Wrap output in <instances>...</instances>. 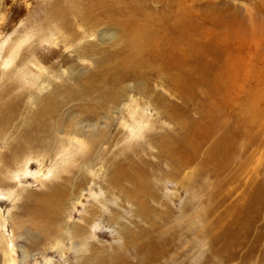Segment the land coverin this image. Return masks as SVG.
<instances>
[{"label": "bare ground", "instance_id": "bare-ground-1", "mask_svg": "<svg viewBox=\"0 0 264 264\" xmlns=\"http://www.w3.org/2000/svg\"><path fill=\"white\" fill-rule=\"evenodd\" d=\"M172 2L175 8L166 10ZM183 2L51 0L41 5V10L46 11L42 16L46 31L36 34L31 27L26 32L27 27L14 36L12 32L0 33V188L16 186L24 180L29 171V167L24 166L30 157H34L33 153L26 152L36 147L51 156H64V160L71 156L82 160V167L73 171V177L71 173L64 175L63 171L59 177L53 175L58 178L57 183L41 197L48 201L47 204L31 207L29 203L32 201L28 199L24 203L25 215L39 221L38 230L42 235L16 221L17 214H12L10 219L0 216L2 235L8 241L7 248L1 252V264H27L30 259H35L37 264V253H31L30 249L40 250L38 245L43 243V239L39 236H66L70 222L64 219L67 213L63 208L72 191L80 190L90 180L84 169L85 165L92 167L89 152L94 151L97 156L104 157L109 147L114 149L119 145L125 134L121 125L123 104L129 103L126 101H131L128 106L135 109L132 125L139 123L136 95L146 99L145 105L151 106L152 111L156 110L162 119L175 123L177 132L162 127L164 132L160 138L154 134L148 138L150 143L158 139L159 152L166 159L174 156L179 168L188 165L191 160L188 156L201 151L203 141L217 131L212 128L224 127L227 130L223 134L218 132L219 136L215 134L212 138L217 137L206 151L207 161L214 162L213 171L217 173L230 158V153L224 152L231 144V135L252 122L259 125L256 113L261 104L264 108V74L259 73L258 77L243 75L242 79L246 78L250 84L241 90L238 84L241 74L234 71L235 61L220 47L224 37L214 34L212 37L208 34L213 33L210 28H204L207 34L202 36L196 15L194 17L187 1L184 5ZM209 14L213 19L216 13ZM4 18L2 15V20ZM57 41L69 46L70 54H59L55 48L44 51L46 47L42 42L50 46L59 44ZM58 54L65 75L56 68L57 61L52 60ZM214 62H222V70L213 68ZM195 63L201 64L200 68L192 69L191 65ZM194 73L197 74L192 75ZM158 78L174 90L173 94L181 105H174L165 93L152 91ZM239 94L245 95L246 99H239ZM220 105L230 107L229 123L220 114ZM190 109L195 110L196 117H178L179 113ZM115 155L106 169L99 161V168L106 171L107 180L121 193L122 190H137L138 185L133 178L138 171L137 165L130 163L128 170L123 169L121 149ZM40 171L36 178L44 177L50 170L44 174ZM10 178L17 182H11ZM123 181L130 182L132 187H125ZM5 195L11 196L12 193L9 191ZM124 196V200L137 205L136 193ZM263 205L264 182L261 181L242 202L235 204L230 219L222 217L217 223L204 227V232L210 236L212 251L217 250V257L225 262L238 260L236 264H252L257 250L260 253L256 263L262 264L264 224L259 231L254 227L260 217L259 208ZM8 221L15 239L20 237V242L16 243L6 232ZM75 225L73 222V229ZM64 229L65 232L61 233ZM252 235L255 240L249 239ZM129 237L124 240L126 247L137 243L134 235ZM243 239H247L244 244ZM92 242H95L94 235H91L85 251L93 254L94 247L98 250H95L97 257L93 264H133L113 247L108 258L103 256L105 250ZM54 244L53 247L65 248L61 242ZM149 245L153 246L147 251L139 247L136 250L140 264H152L160 255L167 254L158 252L153 241ZM241 246L244 247L243 253L238 254L236 251Z\"/></svg>", "mask_w": 264, "mask_h": 264}, {"label": "rangeland", "instance_id": "rangeland-1", "mask_svg": "<svg viewBox=\"0 0 264 264\" xmlns=\"http://www.w3.org/2000/svg\"><path fill=\"white\" fill-rule=\"evenodd\" d=\"M49 1L51 0H0V33L12 32L14 36L19 30L27 27L26 32H29L31 27L36 34L46 31L47 26H44L45 20L42 18L46 11L41 10V5ZM186 1L194 12V17L196 15L198 19L202 36L207 34L204 28H210L213 33H208L209 35L224 37L220 47L226 50L235 61L234 71L241 74L239 76L241 80L238 81L241 90L246 89V86L250 84L246 78L242 79L243 75L258 77L259 73L264 74V0ZM173 4L174 2L170 3L166 10L175 8ZM209 12L216 13L213 19ZM2 15L5 16L3 20ZM198 37L202 39L201 36ZM57 43L59 44L48 46V43L42 42V45L46 47L44 51L55 48L58 53L60 52L59 54H70L69 46L62 41H57ZM59 54L52 60L57 61L56 68L58 67L61 71L59 72L65 75ZM200 65L195 63L191 67L192 69L200 68ZM222 65V62H214L213 68L220 69ZM40 90H42L41 86ZM152 91L165 93L174 105L179 106L180 100L173 94L174 90L166 83L162 84L159 78L153 83ZM134 98L139 107V123L132 125L135 109L128 106L131 101H126L129 103L123 104L124 119L121 129L125 134L121 142L114 149L112 146L109 147L104 157L97 156L94 151L89 152L92 167L85 165L84 169L86 177L90 180L80 187V190L72 191L69 201H65L66 205L63 208L67 213L64 219L67 223L70 222L66 236L57 238L53 236L55 234L39 236L43 239V243L38 245L40 250L39 248L30 249L33 251L31 253H37L35 254L37 264H50L49 261L56 264H93L97 257L96 248H93V254L85 251L87 244L91 241V235H94L95 241L92 243L105 250L106 253L103 256L108 258L112 252L111 247H113L124 259H130L133 264H140L137 248L147 251L152 248L153 245H149L152 241L158 252L167 253L165 256L160 255V258L152 261V264H236L238 260L225 262L224 259L217 257L215 253L217 250L212 251L210 236L203 229L205 226L217 223L222 217L226 220L230 219L235 204L242 202L259 182H264L263 105H260L261 109L256 113L259 125H254L252 122L250 126H243L231 135V144L224 152V154L230 153V158H227L228 161L224 163L226 165L222 164L216 173L213 171L214 162L207 161L206 151L211 141L219 136L218 132L223 134L227 129L212 128L217 131L212 132L210 138L203 141L201 151L195 156H188L191 159L188 165L179 168L174 156L172 159H166L159 152L156 145L158 139L150 143L148 138L150 134L160 138L159 136L164 132L163 128L174 129L177 132L175 123L162 119L157 115L156 110L152 111L151 106L145 105L146 99L143 97L136 95ZM238 98L244 100L246 96L239 94ZM148 110L150 113L147 114ZM219 112L225 118L226 123H229L230 107L220 105ZM182 115L196 117L194 109L179 113L178 117H184ZM215 134L217 136L212 138ZM118 149H121L123 169L128 170L130 163L138 167V171L133 176L138 185L137 190H122L121 193L107 180L106 171L99 168L101 164L99 161H102L106 169L110 159L116 157L115 153ZM32 153L34 157H30L24 166L29 167L24 180L22 179L16 186L9 185L0 188V210H2L0 216L4 215L10 219L12 214H17V219L14 218L16 221L19 220L30 231H36L42 235L38 230L39 221L32 216L25 215L24 203L28 199L32 201L29 203L31 207L47 204L48 201L41 197L48 194L49 189L57 183L58 178L53 175L57 174L59 177L61 176L60 171H63L64 175L71 173L70 176L73 177L75 175L73 171L82 167L80 165L82 160L78 156H71L67 160L58 154L51 156L52 154L46 153L40 147L26 152V154ZM19 167L22 166L19 165ZM39 170L43 174L50 170L51 174L36 178ZM10 181L14 182L16 179L10 178ZM123 184L129 189L132 187L128 181H123ZM9 191L12 195H5ZM132 193L137 194V205L123 199L125 194ZM68 213L72 218H69ZM259 213L260 217L254 227L257 231L264 224V205L259 208ZM73 222L76 224L75 229H73ZM6 228V232L11 234L9 237L13 238L16 243L20 242V237L15 239L16 236L11 232L9 221ZM59 230L61 231V226ZM3 231L0 227V264L3 257L1 252L7 248L8 242L7 238L2 235ZM64 232L65 229L61 233ZM131 235H134L137 243L126 247L124 240ZM249 239L255 240L253 235ZM25 240L28 241L26 238ZM245 240L247 239H243V244ZM53 242H61L65 248L53 247L55 245ZM261 246L263 254L260 255V259L262 258V264H264V237L261 239ZM243 250L244 247L241 246L236 252L242 254ZM17 251L20 253V250ZM259 253L257 250L254 252L252 264H257ZM27 264H35V259H30Z\"/></svg>", "mask_w": 264, "mask_h": 264}]
</instances>
